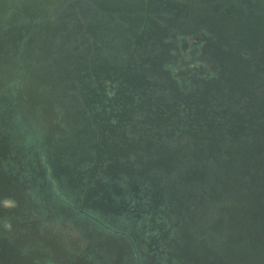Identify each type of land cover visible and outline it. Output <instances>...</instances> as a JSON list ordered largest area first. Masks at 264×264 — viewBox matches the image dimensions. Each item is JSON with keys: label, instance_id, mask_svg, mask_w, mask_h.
Segmentation results:
<instances>
[{"label": "flooded vegetation", "instance_id": "flooded-vegetation-1", "mask_svg": "<svg viewBox=\"0 0 264 264\" xmlns=\"http://www.w3.org/2000/svg\"><path fill=\"white\" fill-rule=\"evenodd\" d=\"M24 1L0 0V264H191L186 237L212 247L196 222L217 217L204 167L226 158L227 10L257 20L239 55L256 81L264 11L52 0L27 15Z\"/></svg>", "mask_w": 264, "mask_h": 264}, {"label": "water", "instance_id": "water-1", "mask_svg": "<svg viewBox=\"0 0 264 264\" xmlns=\"http://www.w3.org/2000/svg\"><path fill=\"white\" fill-rule=\"evenodd\" d=\"M51 1L26 0L19 4L27 15L33 9L44 14L52 5ZM179 1L194 5L212 0ZM235 2L236 5L248 4L258 12L264 11V0ZM234 6H230L226 15L231 29L226 36V158H222V154L214 156V167L205 165L202 174V185L211 188L217 217L211 219L212 212H209L208 218L209 213L204 211L196 222L197 234L209 236L212 247H208L206 239L200 240L192 234L186 237L183 253L191 264H264V98L257 103L252 97L257 89L264 93V80L249 78L250 64L239 61L244 40L250 41L256 33L247 29L256 27L257 20L254 13L245 15ZM175 8L177 6L171 3L168 5V11ZM230 40L237 44H231ZM125 78V82H133L128 74ZM25 80L27 89L38 91L49 82L45 79L37 85L31 81L32 77ZM49 85V94H59V81L54 80ZM70 126H78V121L73 120ZM185 166L181 180L193 188L199 176L192 169L194 163L188 162Z\"/></svg>", "mask_w": 264, "mask_h": 264}]
</instances>
